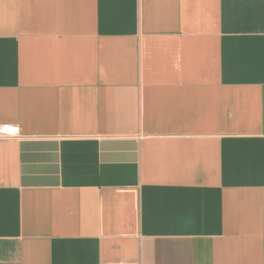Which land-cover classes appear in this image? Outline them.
Instances as JSON below:
<instances>
[{
	"label": "crops",
	"instance_id": "crops-1",
	"mask_svg": "<svg viewBox=\"0 0 264 264\" xmlns=\"http://www.w3.org/2000/svg\"><path fill=\"white\" fill-rule=\"evenodd\" d=\"M0 264H264V0H0Z\"/></svg>",
	"mask_w": 264,
	"mask_h": 264
},
{
	"label": "built area",
	"instance_id": "built-area-1",
	"mask_svg": "<svg viewBox=\"0 0 264 264\" xmlns=\"http://www.w3.org/2000/svg\"><path fill=\"white\" fill-rule=\"evenodd\" d=\"M19 127L11 124H3L0 126V138H19Z\"/></svg>",
	"mask_w": 264,
	"mask_h": 264
}]
</instances>
